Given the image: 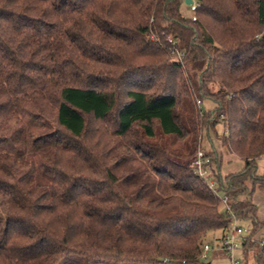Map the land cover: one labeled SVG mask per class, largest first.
<instances>
[{
    "label": "trees",
    "instance_id": "trees-1",
    "mask_svg": "<svg viewBox=\"0 0 264 264\" xmlns=\"http://www.w3.org/2000/svg\"><path fill=\"white\" fill-rule=\"evenodd\" d=\"M194 1L0 0V264H208L222 197L264 264V0ZM217 124L211 190L175 160Z\"/></svg>",
    "mask_w": 264,
    "mask_h": 264
},
{
    "label": "rangeland",
    "instance_id": "rangeland-1",
    "mask_svg": "<svg viewBox=\"0 0 264 264\" xmlns=\"http://www.w3.org/2000/svg\"><path fill=\"white\" fill-rule=\"evenodd\" d=\"M180 13L185 18L191 17V12L187 5H185L184 0L183 4L180 6ZM214 105L209 101H204L201 105L203 110H212ZM225 134V127L222 124H217L214 129H210L207 132L203 133L202 137V152L209 154V152L214 151L217 154V157L220 159L218 165V173L221 178H224L226 175L238 173L243 168L242 161L232 154L228 152V150L221 144V139ZM180 164L187 165L188 161H178ZM256 171L257 175L264 176V158L257 160L256 162ZM212 170L216 171V166H212ZM208 179L213 182L211 171L208 168ZM215 184V183H214ZM221 196V193H219ZM243 227L248 229V224H243ZM219 237L218 233H209L203 239V244L208 245L211 250L207 253V263L210 264H229L227 256L219 249L218 242L216 239ZM236 258L239 259L238 253H236Z\"/></svg>",
    "mask_w": 264,
    "mask_h": 264
},
{
    "label": "built area",
    "instance_id": "built-area-1",
    "mask_svg": "<svg viewBox=\"0 0 264 264\" xmlns=\"http://www.w3.org/2000/svg\"><path fill=\"white\" fill-rule=\"evenodd\" d=\"M188 8L192 14L191 20L195 21L194 12L198 8V3H196L194 0H191V4L188 5ZM178 57L182 58V54H178ZM208 163L209 158L207 157V154L202 151H198L188 160L187 167L200 178L207 179L208 186L212 190L215 188V184L208 179ZM222 204L226 208L229 230L222 238L220 250L227 256L229 264H241L240 260L237 259L235 255L240 249V245L244 236L247 235L249 231L247 228L240 226L234 214L228 210L226 206V197H222ZM261 244L264 245V242ZM210 250L211 248L208 245H204L201 249L199 259L206 261L207 253Z\"/></svg>",
    "mask_w": 264,
    "mask_h": 264
},
{
    "label": "crops",
    "instance_id": "crops-1",
    "mask_svg": "<svg viewBox=\"0 0 264 264\" xmlns=\"http://www.w3.org/2000/svg\"><path fill=\"white\" fill-rule=\"evenodd\" d=\"M250 199L257 208V219L264 223V192L256 189ZM218 247L220 249V245ZM237 253L239 256V251ZM248 264H254V262L250 260Z\"/></svg>",
    "mask_w": 264,
    "mask_h": 264
},
{
    "label": "water",
    "instance_id": "water-1",
    "mask_svg": "<svg viewBox=\"0 0 264 264\" xmlns=\"http://www.w3.org/2000/svg\"><path fill=\"white\" fill-rule=\"evenodd\" d=\"M184 3H185V5H187V6H188V5H190V4H191V0H185V2H184ZM208 264H209V263H208Z\"/></svg>",
    "mask_w": 264,
    "mask_h": 264
}]
</instances>
